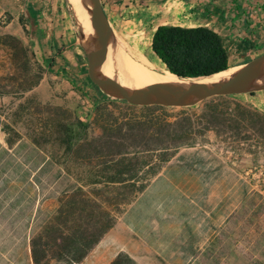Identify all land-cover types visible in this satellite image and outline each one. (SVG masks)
I'll use <instances>...</instances> for the list:
<instances>
[{
    "label": "rangeland",
    "instance_id": "1",
    "mask_svg": "<svg viewBox=\"0 0 264 264\" xmlns=\"http://www.w3.org/2000/svg\"><path fill=\"white\" fill-rule=\"evenodd\" d=\"M84 5L90 16L87 0ZM76 23L68 0H0V132L6 146L1 151L2 166L24 162V148L14 160L7 150L18 147L21 139L28 141V186L23 188L15 180V168H2L0 264H32L29 241L47 223L59 199L74 187L90 189L83 187L78 177L88 175L91 168L74 160L75 153L66 158L60 141L68 136L75 147L98 138L106 120L131 113L129 107L138 105L109 99L96 89L90 76L96 61L91 50L81 45L83 31ZM107 25L111 35L120 34L117 39L122 50L138 64L147 66L143 60L151 56L150 60L158 61L148 45L150 26L141 33L145 36L138 45L125 31L112 30L108 21ZM263 54L264 47H260L243 63L247 65ZM250 93L230 98L252 106L250 103L264 97V85ZM198 107L193 109L199 112ZM241 135L251 137V132L243 130ZM203 141L199 145L208 151L209 163L225 168L224 189L217 183L200 190L179 185L169 170L178 163L168 161L157 167V155L136 152L135 163L146 158L156 168L155 175L147 168L139 169L145 189L150 188L145 194L128 192L127 204L110 208L113 228L79 264H110L121 249L131 250L138 264H264V148L253 147L252 140L232 144L213 133L205 135ZM185 149H179L181 155L187 153ZM248 151L256 153L252 161L245 157L251 153ZM161 171L164 173L157 180ZM237 175L240 190L236 185L232 188ZM222 201L225 222L210 221L209 233L204 236L200 208L208 205L211 210ZM133 205L131 214L136 215L139 233L148 244L123 226L124 215ZM192 215L197 216L191 221Z\"/></svg>",
    "mask_w": 264,
    "mask_h": 264
},
{
    "label": "trees",
    "instance_id": "2",
    "mask_svg": "<svg viewBox=\"0 0 264 264\" xmlns=\"http://www.w3.org/2000/svg\"><path fill=\"white\" fill-rule=\"evenodd\" d=\"M19 22L26 31L23 17ZM241 44L244 51L253 48L252 43ZM150 49L179 80L210 79L230 68L225 40L206 27L158 26ZM198 108L199 112L193 107L131 105V113L106 120L98 138L75 147L70 137L62 139L66 158L75 153L74 160L91 168L88 175L78 177L83 187L90 189L74 187L59 199L47 223L29 241L32 264H79L86 258L115 224L110 208L127 204L128 192L136 194L145 189L139 169L156 174L146 158L135 163L136 152L157 155L159 167L180 148L204 142L208 133L216 138L224 136L232 144L252 140L253 147L264 148V113L230 96L211 98ZM243 130H249L251 137H242ZM250 154L256 156L255 152ZM110 264L138 263L120 252Z\"/></svg>",
    "mask_w": 264,
    "mask_h": 264
},
{
    "label": "crops",
    "instance_id": "3",
    "mask_svg": "<svg viewBox=\"0 0 264 264\" xmlns=\"http://www.w3.org/2000/svg\"><path fill=\"white\" fill-rule=\"evenodd\" d=\"M68 2L71 6L73 17L75 21H77V27L81 29V24L74 15L72 4L69 0ZM100 2L106 16V21H108L112 30L117 29L125 31L124 33L135 38L138 45L140 40L145 36L141 33L146 27L150 26L151 28L149 34L150 45L151 37L156 28L161 25H167L180 26L183 28L206 27L214 31L220 35L227 44L229 66L237 65V67H243L245 65L243 62L247 56L254 53L256 49L264 47V0H100ZM39 9L37 10L40 11ZM136 27L141 29L140 32L136 31ZM116 34L117 33H115V35ZM119 35L117 37H119ZM81 36L82 33L80 37ZM241 42L252 43L253 48L244 51V45H242ZM250 104L258 111L264 113V97ZM18 142H20L18 147L13 146L11 150H7L11 154L9 158L16 159L15 154L19 152V149L24 148V162L15 164L8 162L4 163L2 166L1 151L2 148L5 149L6 146L2 144L0 132V197L2 168L4 171L15 168L16 173L18 172L15 180L19 181L23 188L28 186V141L21 139ZM201 148L205 147L198 144L194 147L186 148L185 152L187 153H185V155H181V150L176 152L169 160L170 163L174 161L178 163L169 169L172 170V174H175L171 178H175L179 185L185 184V186H188L192 190L205 189L210 183H217L220 185L221 189H224L225 168L209 163L208 151H202ZM245 157L251 161L253 160V155L248 154ZM179 161H184V164ZM163 173L164 171L158 173L156 179H161ZM236 181L237 184L233 183L232 188L234 189L236 185L237 190H240L241 181L239 175H237ZM218 185L217 187H219ZM149 188L150 187L144 189L142 194H145ZM135 206L129 207L125 213L123 226L144 244H148L145 238L139 233L135 221L136 215L131 214ZM257 207L258 205H256V208ZM224 209V201L218 202L213 207L211 206V210L208 205L200 208V222L202 226L204 225V236H207L209 233L208 225L210 221L225 222L226 216ZM210 215H212L214 219L210 218ZM196 216L197 215H192L190 218L191 221L194 220ZM196 235L201 236L202 233H196ZM25 240L26 243H28V231L25 234ZM120 251L127 253L136 261L131 250L121 249Z\"/></svg>",
    "mask_w": 264,
    "mask_h": 264
},
{
    "label": "water",
    "instance_id": "4",
    "mask_svg": "<svg viewBox=\"0 0 264 264\" xmlns=\"http://www.w3.org/2000/svg\"><path fill=\"white\" fill-rule=\"evenodd\" d=\"M87 1L94 37L91 47L92 59L96 61V68L90 76L96 89L107 98L128 101L141 106L189 108L211 98L242 95L255 89V79L264 69V54L245 65L237 76L216 82L181 80L169 90H148L121 84L108 88L107 46L111 33L100 0Z\"/></svg>",
    "mask_w": 264,
    "mask_h": 264
},
{
    "label": "bare ground",
    "instance_id": "5",
    "mask_svg": "<svg viewBox=\"0 0 264 264\" xmlns=\"http://www.w3.org/2000/svg\"><path fill=\"white\" fill-rule=\"evenodd\" d=\"M71 2L76 19L82 22L81 23L79 21L81 24V29L83 31L81 45H83L87 50H91L93 33L90 16L87 13L86 7L84 5L85 0H71ZM116 39L117 37L115 33L114 35H110V39L108 42L109 47L107 46L108 88H112L121 84L126 86L140 87L148 90H169L174 84L181 81L175 76L171 75L169 72H167L164 64H162V62L154 54L153 55L158 59L159 62L155 59L154 61L150 60V58L152 57L151 56L143 60L148 67L142 64H138L127 53H124L121 48L122 45L120 44L118 39ZM242 69L243 67H240L238 69L229 68L227 71L215 76L218 79L213 82L235 77L242 71ZM263 76L264 69L256 77L254 83L255 87H260L264 85ZM210 79L202 80L209 81Z\"/></svg>",
    "mask_w": 264,
    "mask_h": 264
}]
</instances>
